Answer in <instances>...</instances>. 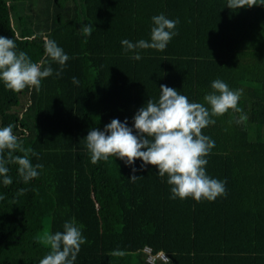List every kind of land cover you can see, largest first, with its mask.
<instances>
[{
    "label": "trees",
    "instance_id": "1",
    "mask_svg": "<svg viewBox=\"0 0 264 264\" xmlns=\"http://www.w3.org/2000/svg\"><path fill=\"white\" fill-rule=\"evenodd\" d=\"M226 5L0 0V36L53 69L39 91L13 92L0 82V127L11 124L23 147L38 154H30L32 164L43 166L27 183L15 164L7 165L12 184L0 177V264H38L50 251L39 237L62 232L69 220L86 239L74 264H146L143 246L166 254L156 264H264V5ZM159 14L179 21L177 35L165 50H139L141 59H132L121 41L150 40ZM84 24L94 27L91 35L79 30ZM47 39L69 57L59 77L60 65L45 57ZM216 79L241 92V112L229 109L202 130L215 142L206 173L226 181V195L173 199L155 166L117 157L91 162L90 130L119 119L136 135L133 117L148 99L158 100L160 85L204 103Z\"/></svg>",
    "mask_w": 264,
    "mask_h": 264
},
{
    "label": "clouds",
    "instance_id": "2",
    "mask_svg": "<svg viewBox=\"0 0 264 264\" xmlns=\"http://www.w3.org/2000/svg\"><path fill=\"white\" fill-rule=\"evenodd\" d=\"M256 5H264V0H227L226 6L236 10ZM178 23V20L169 19L164 14L153 16L150 40L140 39L133 43L124 39L121 46L125 52L134 53L131 57L134 60L141 59L139 50L163 51L177 35L174 29ZM93 29L92 25L84 24L79 30L88 36ZM44 51L46 58L60 65V71L56 72L59 77L69 59L68 55L52 39L45 41ZM45 65H48L47 59L33 62L24 51H17L14 38L0 36V82L9 90L20 92L32 88L39 91L41 81L53 74L52 67ZM72 83L79 84V81L73 77ZM211 88L213 91L204 96V103H199L190 102L187 96L174 88L160 85L158 100L148 99L133 117L136 135L127 126V120L122 123L119 119H112L103 131L92 129L88 132L85 139L91 162L95 164L109 157H117L126 165H132L139 159L143 162L141 168L144 165L155 166L159 177L167 175L173 199L191 197L197 202L202 199L214 201L218 196L226 195V181L210 178L206 173V157L215 142L202 130L215 123L212 117L221 116L229 109L241 112L238 107L241 92L230 89L220 79L214 80ZM241 119H246V116ZM17 151L23 155H16ZM30 154L38 157L35 151L23 147L22 140L13 133L11 124L0 127V177L3 178V185L12 184V178L8 175L9 164L18 166V175L24 183L38 177V170L43 166L39 163L33 165ZM136 171V168H132L133 173ZM137 178L139 176L136 175L129 177L133 181ZM3 199L4 196L0 194V200ZM39 239L50 251L38 264H74L81 245L86 243L82 226H77L74 220L65 222L62 232L46 231ZM112 255L123 256L124 253L116 250Z\"/></svg>",
    "mask_w": 264,
    "mask_h": 264
},
{
    "label": "built area",
    "instance_id": "3",
    "mask_svg": "<svg viewBox=\"0 0 264 264\" xmlns=\"http://www.w3.org/2000/svg\"><path fill=\"white\" fill-rule=\"evenodd\" d=\"M141 251L144 255V261L146 264H156L157 261L159 262H166L168 260V257L164 252L161 250H158L156 252H152L150 247L143 246L141 248Z\"/></svg>",
    "mask_w": 264,
    "mask_h": 264
},
{
    "label": "rangeland",
    "instance_id": "4",
    "mask_svg": "<svg viewBox=\"0 0 264 264\" xmlns=\"http://www.w3.org/2000/svg\"><path fill=\"white\" fill-rule=\"evenodd\" d=\"M34 8H35L34 5H33V6H32V5H31V6L28 5V10H29V11L33 10Z\"/></svg>",
    "mask_w": 264,
    "mask_h": 264
}]
</instances>
